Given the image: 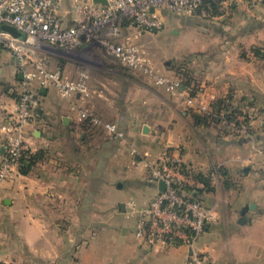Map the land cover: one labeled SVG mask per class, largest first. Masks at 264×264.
<instances>
[{
  "label": "crops",
  "instance_id": "1",
  "mask_svg": "<svg viewBox=\"0 0 264 264\" xmlns=\"http://www.w3.org/2000/svg\"><path fill=\"white\" fill-rule=\"evenodd\" d=\"M67 8L61 16L71 25L74 13ZM228 9L208 21L212 35L205 31V24L192 21L196 16L177 15L167 9L162 10L161 29H139L128 20L124 31L136 36L154 68L178 83L170 59L189 56L197 90L212 102L242 107L251 118L252 136L228 131L219 135L213 125L201 123V115L182 98L148 76L145 82L110 72V65L102 61L108 54L99 52L98 47L95 53L101 61L94 63L83 55L91 48L87 43L77 51L51 47L45 51L51 66L61 67L67 75L75 76L80 67H88L91 93L87 99L77 94L65 98L54 86L38 88L35 117L25 126L34 161H27L28 171L20 170L0 189V264H188L190 246L165 240L153 245L140 243L128 237L129 225L117 223V215L124 214L137 225L128 202L148 205L159 188L145 161L160 157L167 148L176 152L177 146L189 170L210 174L215 166H221L226 172L227 183L212 185L213 191L203 190L205 184L184 190L195 195L203 190L199 197L218 211V219L195 244L204 264H264V153L259 151L264 148V0H237ZM188 24L198 29L194 48L180 46L162 55L154 51L152 46L169 34L167 30L180 34L190 28ZM172 53L178 56L168 57ZM20 72L17 57L0 50V125L13 116L16 94L22 90ZM74 103L115 123L126 137L113 138L102 127L87 124L80 110L72 109ZM46 127L52 130L49 135ZM96 127L126 146L130 162L124 170L119 169L121 153L111 148L104 168L100 149L86 147L89 159L83 156L85 151L80 153L83 145L72 141L75 131L81 139H88ZM54 132L69 139L63 157L69 167L51 165L56 161L49 153L44 159L55 142ZM5 140L0 131V162L6 153ZM132 145L137 147V155L131 153ZM145 151L151 156L146 158ZM87 166L93 169L86 172ZM113 188L123 194L115 198L116 207L112 204L107 209L104 193H112Z\"/></svg>",
  "mask_w": 264,
  "mask_h": 264
},
{
  "label": "built area",
  "instance_id": "2",
  "mask_svg": "<svg viewBox=\"0 0 264 264\" xmlns=\"http://www.w3.org/2000/svg\"><path fill=\"white\" fill-rule=\"evenodd\" d=\"M208 0H107L106 4L93 0H0V50L11 51L18 59L22 71V90L17 99L13 116L0 125L6 141V153L0 163V187L8 179H13L20 171L22 158L32 151V142L25 132L39 105L38 88L54 86L62 97L79 95L90 97L89 68L82 66L75 76L67 75L61 67H52L49 57L44 54L51 48L77 51L87 43L97 45L123 66L142 72L184 102L198 115L219 120L233 135L252 136L251 121H246L245 113H236L229 120L224 111L205 103L203 96L196 92L192 95L176 81L163 75L150 62L147 50L136 40V36L124 31V21L132 20L139 29L157 30L164 25L162 10L167 9L177 15L192 16ZM217 1V0H214ZM237 0H220L221 10L228 9ZM68 5L70 8H67ZM67 8L74 13L72 24L64 23L61 11ZM203 10L207 17L213 15L212 8ZM154 9V11H151ZM9 25L20 31L14 35L3 28ZM79 109L81 118H90L93 125L102 127L109 136L124 139L126 133L118 125L106 122L93 115L88 109L72 104ZM264 153V148H259ZM131 153L137 155L138 149L131 146ZM147 158L148 151L144 152ZM151 180L159 186L165 184L163 191H157L148 205L139 207L133 200L128 202L129 214L137 217L135 235L140 243L149 245L159 241L186 244L191 247L188 264H204L202 252L195 244L218 219L215 205L192 198L190 193L180 190L179 186L203 187L179 153L167 148L160 157L145 161ZM219 166L210 173L211 183H221Z\"/></svg>",
  "mask_w": 264,
  "mask_h": 264
},
{
  "label": "rangeland",
  "instance_id": "3",
  "mask_svg": "<svg viewBox=\"0 0 264 264\" xmlns=\"http://www.w3.org/2000/svg\"><path fill=\"white\" fill-rule=\"evenodd\" d=\"M224 11H225V13H227V12H229V9H224ZM193 16H196V17L192 18V21L201 22L203 25L205 24L204 25V26H206L205 27L206 28L205 31L210 30L209 31L210 34L211 35L213 34V31H212L213 28L211 27L212 24H210L208 22L211 19H213V17H207L206 15H204L203 12H201L199 14L196 13ZM190 17H192V16H190ZM167 26H168V24H167ZM187 26L190 27V28H187V29L185 28L183 31L181 30L180 31V34H178V31H174V30L172 31L170 29L167 30V31H169L168 32L169 34H167V36H165V37L158 38L157 42L152 46L153 49H154V51L156 53H159L160 55H162V54H164V53H166L168 51L169 52L170 51H175V49H178L180 46H183V49L186 46L188 48H191V47L194 48V43H196L194 41H197V39L199 37L197 35L198 34V29L192 27L189 24ZM185 30H187V31H185ZM202 35L201 36L204 37L206 35V32H204V34H202ZM139 43H140V41H139ZM95 47H98L97 49L98 50H101L99 52H101V53L103 51L105 52V50L103 48H101V47H99L97 45L91 46L90 49H85V53H83V55L86 56V59H87L88 62L94 63V62H96L98 60L101 61V59L99 58L98 54L95 53V51H97ZM3 50H5L6 53L11 54V51H9L7 49H3ZM173 54L176 55V56H178L176 53H172V54H168V57L174 56ZM168 59H170V58H168ZM102 61L105 62V63H108V65H110V67L112 68V70H109V71L112 72V73L118 72V73H121V74H123L125 76L131 77V78H134V79H137L138 81L148 82V80H149L147 78V76L145 74H143L142 72L130 70V69L124 67L123 65H121L115 59H112V57H109L108 55H107V59L104 57ZM170 61H171L170 63L174 64V66H177V65H175L177 63L178 64L179 63H184V65L187 67V69H189V70L191 69L190 59H189V56H187V55L186 56L184 55L182 58H179L177 61L175 59H173V58L170 59ZM161 66H162L163 69H166V67H165L164 64L161 65ZM151 87L153 89H155L154 86H151ZM43 89L44 88H41V90H43ZM197 92L200 93V95L203 96V99L205 100V103L206 104H209L211 106L212 101L206 99V97L202 94L203 91L202 90H200V91L197 90ZM214 127H215V129H216V131H217V133L219 135L220 134H223V133H225V134L228 133L227 130L222 125H219L218 124V125H216ZM51 131L52 130L50 128L48 129L46 127V134L47 135H49ZM54 133H55V142L50 145V147H52V149L50 151L48 150V152H45L44 159L47 158V154L46 153H49L48 156L50 158H52V159H55V161H56V163H52V164L50 163L51 165H60V166H63L64 164H66L65 167H69L70 163L69 162L67 163L63 159L64 155H66V153H67V151L65 150L64 143L66 141H68L69 139L67 137H65V135H59L57 132H54ZM93 133H94V136H92V137H90L88 139H81L80 134H79L78 131H75L73 133V135H72L73 136V140L72 141H75V144L76 145H83L81 147L84 150L80 151V153L85 151V154H83V156L84 157H88L90 159V157H91L90 156V150H87L86 147L91 146L93 149H100L101 152H102V163H103V167L105 168V164H107V161L109 159L108 152L112 148V151L113 152H119V153H121L120 163H119V169L124 170V166H126L125 163H129L130 162V155L127 154L129 151L127 150L126 146H123L119 142V140H115V139L109 137L99 127H96L95 129L93 128ZM102 145H104V146H102ZM177 149L181 150L179 146H177ZM179 150H177L176 153H179L180 154V151ZM124 157H126V158L123 159V160H121V158H124ZM76 165L79 166L76 163L75 166H74L75 168H77ZM85 168H86V172H88V170H92L93 169V166H91V167L87 166ZM19 173H20V171L17 174H19ZM13 179H15V178H13ZM13 179H8V180H13ZM8 180H6V181H8ZM2 185H1V187H2ZM1 187H0V189H1ZM154 190H155V188H154ZM122 194H123V191H121L120 189H116V188H113L112 189V193L110 192V194H108V195H106L104 193V197H105L104 198L105 199L104 202H105V204L109 203L107 209H109L110 207H112L111 205L114 203L115 198L121 196ZM106 196H108V197H106ZM105 204H104V208H105ZM113 206L116 207V205H114V204H113ZM118 206H119V204H118ZM117 223L129 225L130 228H131V230L129 231L128 237H130V239H132V240H137L136 235H135V232H134V229L136 227V221H134V219L128 218L124 214H118L117 215Z\"/></svg>",
  "mask_w": 264,
  "mask_h": 264
},
{
  "label": "trees",
  "instance_id": "4",
  "mask_svg": "<svg viewBox=\"0 0 264 264\" xmlns=\"http://www.w3.org/2000/svg\"><path fill=\"white\" fill-rule=\"evenodd\" d=\"M220 0H217V1H214V0H208L206 2H204L201 6H200V9L198 10V14L203 12V10L205 11H208L211 7L212 8V13L213 15H216V16H219L221 14H223L225 11L224 10H221V7H220ZM231 7V5H230ZM128 21V20H126ZM125 23V22H124ZM177 66H174V64L170 63L169 67H172L173 70L176 71L177 75L179 76L180 78V82L179 84L183 87V88H187L189 90V92L194 95L196 92H197V87L193 84L192 82V78H191V69H187V67L184 65V63H177L175 64ZM19 94H16V97L17 99L19 98ZM212 107L214 108H219V111L220 112H223L225 113L226 117L229 119V120H232L234 119V115L236 113H243L245 112L243 110L242 107H236V106H233L231 103H226V102H223V101H214L212 102ZM246 115V121H251V118L247 116V114L245 113ZM199 121L201 123H203L204 125L206 126H216L218 125V121L219 120H216V121H213L211 119H209L208 116H200L199 118ZM86 123L91 125L92 124V121L90 120V118H87L86 119ZM34 157H33V154L32 152L30 153H27L21 160H22V165L20 167V170L22 172H27L29 167L27 166V161L30 162V164L34 161L33 160ZM184 167L185 164H184ZM219 171H220V174H221V183L225 184V182L227 183V177H226V172L224 170L223 167L219 166ZM188 172H192V174L196 177L197 180L203 182L206 186V189H203L207 192L209 191H213L214 190V187L212 186V183H211V176L210 174H205V173H202V172H193L191 170H187ZM180 187V190L184 191V190H187V191H192V187L190 186H179ZM203 190H199L197 195H195L194 193L190 194L192 196V198H197L199 200L202 201V199L199 197L201 196L200 194H202V191Z\"/></svg>",
  "mask_w": 264,
  "mask_h": 264
},
{
  "label": "water",
  "instance_id": "5",
  "mask_svg": "<svg viewBox=\"0 0 264 264\" xmlns=\"http://www.w3.org/2000/svg\"><path fill=\"white\" fill-rule=\"evenodd\" d=\"M94 2H97V3H102V4H106L107 3V0H93ZM151 11H154V9H151ZM4 29L12 32L14 35H21L22 33L20 31H18L16 28L12 27V26H9V25H4L3 26ZM22 74V71L20 72ZM148 130V126H145V131ZM165 189V184L163 181H160L159 183V190L163 191ZM250 207H254L253 204L250 205ZM248 207H245L244 208V211L247 209Z\"/></svg>",
  "mask_w": 264,
  "mask_h": 264
}]
</instances>
